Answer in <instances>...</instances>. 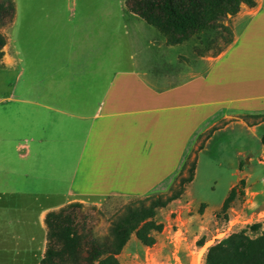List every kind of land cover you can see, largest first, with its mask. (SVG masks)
<instances>
[{
	"label": "crops",
	"instance_id": "1",
	"mask_svg": "<svg viewBox=\"0 0 264 264\" xmlns=\"http://www.w3.org/2000/svg\"><path fill=\"white\" fill-rule=\"evenodd\" d=\"M257 2L256 15H249L240 33L211 60L214 99L206 112L198 109L202 104H198L197 64L194 74L179 66L177 80L168 74L169 67L155 76L154 61L136 60L132 44L128 62L108 64V56L116 50L108 45L110 19L100 6L90 14L70 15L64 26L58 24L51 32L53 45L36 48L34 61L26 64L33 73L24 79L25 90L22 52L10 31L5 34L0 62L4 93L0 96V251L11 262H40L49 211L92 196L132 199L167 193L172 177L206 129L225 121L199 151L207 148L213 133L232 123L253 132L264 126V121L250 125L242 118L264 108V0ZM60 18L52 21L62 22ZM250 36L257 44L253 49L245 42ZM242 38L243 61L229 56ZM155 41L160 54L171 46L164 36ZM10 72L15 74L12 80L7 79ZM252 101L261 104L251 106ZM239 163L238 176L229 182L227 193L239 178L246 183L250 178L245 177L246 164ZM194 180L195 174L185 192L199 206L203 203L198 218L205 228V216L218 206L193 194ZM182 197L167 206L175 208ZM162 231L155 234L153 246H143L156 248L164 240ZM174 233L172 241L177 238ZM176 252L182 262L183 253Z\"/></svg>",
	"mask_w": 264,
	"mask_h": 264
},
{
	"label": "rangeland",
	"instance_id": "2",
	"mask_svg": "<svg viewBox=\"0 0 264 264\" xmlns=\"http://www.w3.org/2000/svg\"><path fill=\"white\" fill-rule=\"evenodd\" d=\"M13 1L14 16L12 21L0 26V32L8 34L10 31L16 48L22 52L23 62L21 66L25 68L21 76L22 79L20 78L22 90H25L26 87L24 79L33 73V69H27L26 64L34 61L36 48H49L54 44L52 43L53 35L51 32L55 28L57 29L58 24L64 26V21H67L70 15L90 14L93 13L95 7L100 6L105 12L104 15H108V19H110L107 24L108 45L109 42L112 43L116 50V54L108 56V64L115 65L119 62H128L127 55L131 44L136 60L142 62L148 58L150 61H154L155 76L160 72L166 73V69L169 67L170 73L168 74L176 77L179 66L187 69L188 73L194 74L197 64L198 104H202V106H198V109L202 108L206 112L212 107L214 95L211 90L210 63L212 58L216 57V49L220 47L223 50L227 46L223 47L224 40L221 30L198 31L182 44L166 47L165 53L160 54L159 48L153 43L155 44V40L164 35L138 15L134 16L136 14L127 8L126 0ZM257 1L254 7H247L242 4L235 15L224 19V23L231 28L233 38L243 29L249 15H256ZM110 15L116 18V22ZM52 17H61L62 22L52 21ZM113 25L115 29L112 27ZM251 38V36L246 37L245 42L249 43L248 45L252 46L251 49H253V46L257 44H252L254 39ZM243 40L244 38L229 52L231 58L243 57ZM200 52L202 54H199ZM179 53L181 55L177 56ZM253 55L254 53L249 56L253 57ZM190 74H188V78L193 76ZM13 78H15L13 72L7 74V79L12 80ZM3 94V90H0V96ZM250 104L255 106L261 103L252 101ZM2 106L0 105V108ZM257 112L264 113V108L259 111H252V113ZM237 113L235 110V115ZM251 119L249 118V120ZM209 129H206L203 135ZM263 133L264 126H259L253 132L240 126L237 122L213 133L207 148L197 152L195 180L190 185V190L194 195L218 206L216 210L205 216V228L200 227L199 203L194 197L184 192L185 195L181 196L183 198L181 204L173 209L167 206L158 211L157 219L164 223V229L160 234L164 238L162 243L151 249L144 247L133 236V239L125 245L119 255L121 264H204V254L207 247L228 234L246 229L248 234L254 236L264 230V188H262L264 145L260 140ZM201 139L202 137L199 138V141ZM241 151H245V155L238 156V152ZM240 160L246 164L247 173L245 177H250L244 188V196L235 198L226 212L220 211L229 182L238 176L237 170ZM178 174L179 171L172 177L170 189L175 184ZM129 200V198L119 196L89 197L86 201L79 202V206L74 207V221L76 225L85 228L93 235H103L107 233L111 220L116 217L123 205ZM253 223H260L261 227L255 231L249 229V225ZM175 231L177 238L172 241L170 236L174 235ZM181 237H183L181 242L185 244L179 247ZM200 239L204 240L203 249H200L202 246L197 244ZM174 251H177L178 255L183 253L182 262L176 256L177 254H174ZM32 263V261H28L27 264ZM0 264L20 263L11 262V259L0 251Z\"/></svg>",
	"mask_w": 264,
	"mask_h": 264
},
{
	"label": "trees",
	"instance_id": "3",
	"mask_svg": "<svg viewBox=\"0 0 264 264\" xmlns=\"http://www.w3.org/2000/svg\"><path fill=\"white\" fill-rule=\"evenodd\" d=\"M242 4L252 7L255 0H126L127 8L163 34L167 45L182 44L198 31L221 30L223 47L233 37L224 19L235 15ZM13 16L14 1L0 0V26L9 23ZM5 43L6 35L0 32V62ZM220 50L218 47L216 52ZM242 118L253 125L264 121V113L245 114ZM224 122L213 125L199 136L202 139L184 161L169 192L130 199L111 220L107 233L93 235L76 225L73 210L80 205L79 202L49 211L45 217L46 247L38 264H121L119 255L132 234L143 245L153 246L157 241L155 234L164 227L157 219L158 210L183 195L186 185L194 178L197 152L205 139ZM260 140L264 145V133ZM242 163L240 160L239 166ZM245 185V178H239L222 201L220 211L226 212L235 198L244 196ZM203 206L201 203L200 212ZM260 227V223L249 225L253 231ZM203 242L200 239L197 244L202 245ZM204 264H264V230L254 236L246 229L228 234L207 247Z\"/></svg>",
	"mask_w": 264,
	"mask_h": 264
}]
</instances>
